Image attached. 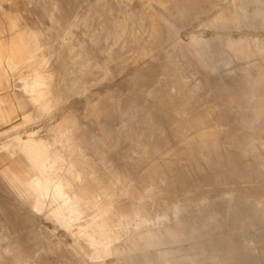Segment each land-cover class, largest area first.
Listing matches in <instances>:
<instances>
[{
  "label": "rangeland",
  "instance_id": "1",
  "mask_svg": "<svg viewBox=\"0 0 264 264\" xmlns=\"http://www.w3.org/2000/svg\"><path fill=\"white\" fill-rule=\"evenodd\" d=\"M0 2V26L7 27L9 16L19 18L42 43L36 69L22 87L31 108L0 131V249L6 264H34L55 244L66 252L55 255L60 264H264V118L247 128L236 123L253 119L243 108L224 105V99L207 107L213 88L246 79L249 68L253 74V66L264 62L255 45L264 42V0ZM243 17L258 28L246 29ZM246 39L252 43L248 59L228 63L230 45ZM20 85L13 78L9 93H20ZM179 106L205 111L204 127L216 135L217 148L175 152L182 142L169 139V132ZM229 124L238 128L239 145L226 139ZM163 141L164 150L152 149ZM5 154L26 166L14 156L2 159ZM214 154L222 157L220 166L205 162ZM171 163L187 182L174 199L180 213L117 240L120 228L106 229L110 237L102 241L109 243L97 245L99 222L130 215L127 181L154 168L171 181ZM118 166L121 186L111 175ZM56 179L64 181L63 191L95 203L90 209L84 204L90 211L72 224L52 209ZM149 197L142 204L152 215L157 195ZM110 207L107 220L91 225ZM64 208L59 205L61 214ZM32 232L39 239L22 241L19 249L26 258L19 251L6 257L14 237ZM87 236L89 244L78 242Z\"/></svg>",
  "mask_w": 264,
  "mask_h": 264
},
{
  "label": "bare ground",
  "instance_id": "2",
  "mask_svg": "<svg viewBox=\"0 0 264 264\" xmlns=\"http://www.w3.org/2000/svg\"><path fill=\"white\" fill-rule=\"evenodd\" d=\"M182 11H183L182 8H180V9L178 8L176 10V12H178V13H181ZM242 22H243V26L246 29L251 28L252 26H254L255 28H258V26L252 25V23L249 22V20L246 17H243ZM255 45L257 47L256 52H258L259 55L264 57V42H255ZM251 47H252V43L248 39L244 40L242 43H240V45H236V46L230 45L229 52H230L233 60H231V58H230L228 63L235 61V62H238L239 64H241L239 62V60H242L243 62L246 61L248 59V54L251 52L250 51ZM238 54L240 55V58H238ZM263 60H264V58H263ZM249 66H251V64ZM246 68L247 67H244L243 69H246ZM249 69H248V72H249ZM253 69H254L253 74H250V73L248 74V72H247V78L246 79L243 78L242 80L235 81L236 83L234 85H229V86L227 85L224 87H219L217 89L213 88V92H212V94L208 100L207 107L209 108L210 106L217 105V103H216L217 99H224L226 101H229V103L225 102L224 105H228L231 108L232 107L243 108V113L245 116H252L253 117V119H251V120L242 119L240 122L236 121V123H239L241 126L250 128L253 126L254 121H261L264 118V98L259 99L258 92L260 91L259 85L264 83L262 81V79L264 77V62L261 65H260V63H256L253 66ZM250 72H252V69ZM250 75H252V76H250ZM207 83L208 82L206 81L205 84L208 85ZM195 109H196V111L194 109L192 111V110H190L189 106H186V107H180L179 106L177 111H176V114L174 115L176 125L173 128H171V130L169 132V139H173V140L176 139V140H179L180 142H182V146L177 151H175L177 154H180L182 156L188 155L191 152L196 151V150L202 151V150H207V149L209 150V149H214V148L218 147V139H217L216 135L213 134L212 132L208 131L204 127L205 116H206L205 111L201 108H198V107ZM190 111H192V113ZM180 114L185 116V118L179 119ZM212 115L216 118H219L222 116V114L220 112H215V111L212 112ZM230 127H233V126L230 125ZM237 129L238 128L233 127V128L227 129L225 131L226 139L228 140V142H230L233 145H239V142H240L241 136H240V133L238 132ZM193 130L196 132V135L194 137L190 136L188 133L189 131H193ZM165 147H166V143L164 141L157 143L155 145L152 144L153 150H161L162 151L165 149ZM84 155L87 156V155H92V154H91V152L86 151L84 153ZM54 160H53V162H54ZM222 160H223L222 157L218 154L210 155L209 157L205 158V162L208 165H212V166H218V165L220 166L223 162ZM49 162H48V164H49ZM51 162H52V160H51ZM46 170H48V169H46ZM119 170H120L119 166L111 169L112 177H116L118 179L117 185L121 184V182H119V178H118V171ZM169 170H170V173H172L171 174V176H172L171 181L170 180L166 181L164 178V174H161L157 168H154L153 172L151 174L145 176V177L132 178L131 180L127 181V183L125 181L126 185L125 184L124 185L127 187H130L132 189V190L130 189L131 193H132V198H133V201H131L132 204H130L131 205L130 215L121 216L119 214L118 215L114 214L115 215L114 216L112 214L115 217V218L114 217L113 218L116 219L114 222L107 220L106 219L107 217L105 218L107 221H103V220H105L104 219L105 216H110V213H109V212H111L110 211L111 207H110L108 209V211H106L105 213H101V214L93 216L94 221L92 220L93 224H91V225L98 223L97 221H99L100 219L103 221V222H99L100 223L98 226L99 231L97 233H94V235H93L94 238L96 237V239H95L96 244L98 243V244H102V245L106 246L109 243V241H107V242L102 241V237H104L105 235L106 236L109 235V231H107L106 229L111 230V228L112 229L120 228V231L118 233H116L117 236L113 235L115 237V238L113 237L114 238L113 240H117L121 235H128L131 232H135V231H142L147 226L156 225L162 221H166L170 215L177 216L180 213V209L176 208L174 205V199L176 197V193L178 191V188L184 187L187 184V182L181 176V174L179 173V169H178V167H176L175 164L171 163ZM49 171H50V169H49ZM53 171H52V173H53ZM44 173L45 172H43V175L45 177ZM50 173H49V175H50ZM47 174H48V172L46 171V175ZM124 177H125V175L123 176V178ZM48 179L51 180L53 178L49 177ZM55 181H58V182H55V184L53 185V187L55 189V195L53 194L54 195V201L53 202L55 204V207L52 204V209L56 211L59 219L64 224H65V222H64L65 217L68 220L67 224H69V223L72 224L73 222H75L76 219H79L80 217H82V215L85 214L86 211L87 212L90 211L89 209L92 208L90 206L94 202L89 203L91 198L88 199L89 201H86V203L83 202L75 193L70 194L69 192H65L62 190L63 184L61 182H64V181H62V179H61V182H59L60 180H57V179ZM121 185H123V184H121ZM38 186L40 187L43 195H48V191L45 189V187H43V186L41 187L39 184H38ZM151 193H154L157 195L156 198H151L156 212L152 215H148L144 211V206L142 204V201L145 198H150L149 195ZM110 194H112V193H110ZM162 195L164 197H161ZM112 196H114V195H112ZM135 198H137L138 200L136 201ZM101 199H104V198H101ZM99 201H101V200H99ZM128 202H130V201H128ZM84 204L87 205L86 206L87 208H89V209L86 208L85 212H84L85 209H83ZM59 205H61L63 207L65 206V208L63 209L64 213H62V214L60 213ZM96 205H97V203H96ZM99 207H100V205H99ZM97 208L98 207L96 206V209ZM89 224H90V222H89ZM97 225L95 227H97ZM91 228H94V226ZM87 230L90 231L88 228H87ZM43 231H44V229H43ZM35 232H32L33 234H28V233H31V232H28L27 237H25V234L22 235L23 233L22 234L20 233L21 235H17V236L14 235V236H16L13 238L14 242L6 248V252H5L6 257H13L15 255V253H17L18 251H19L21 257L25 256L24 255L25 251L19 250V249H21L20 246H22L21 243H22V241H25V240L29 241L32 239H39V233H35ZM110 234L112 235V233H110ZM88 236H90V235H88ZM88 236L83 238V239H77V240L79 243L84 242V243L89 244ZM108 237H110V236H108ZM56 247H58V249H57L58 252L54 253L53 249H55ZM56 254L57 255L59 254L60 256L66 255L65 250L63 248H61L59 244H55L52 246V253L50 255L47 254L44 256V254H43V257L38 258L36 260V262L33 260L35 262L34 264H60V260L58 259V257H55ZM21 257H19V258L21 259ZM2 258H3V254H2V250L0 249V264H6L2 260ZM25 258H26V256H25ZM28 261L29 260H26L23 263H19V264H26V262H28Z\"/></svg>",
  "mask_w": 264,
  "mask_h": 264
},
{
  "label": "crops",
  "instance_id": "3",
  "mask_svg": "<svg viewBox=\"0 0 264 264\" xmlns=\"http://www.w3.org/2000/svg\"><path fill=\"white\" fill-rule=\"evenodd\" d=\"M7 19V27L0 26V131L17 123L31 108L22 87L36 69L37 52L42 44L39 33L27 29L19 18L9 16ZM13 78L19 79L21 83L20 93L15 95L9 93ZM12 156L5 154L2 159ZM16 159L20 165L26 166L20 157Z\"/></svg>",
  "mask_w": 264,
  "mask_h": 264
}]
</instances>
